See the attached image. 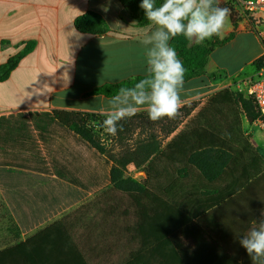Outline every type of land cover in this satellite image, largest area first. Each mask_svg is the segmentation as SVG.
I'll list each match as a JSON object with an SVG mask.
<instances>
[{
  "label": "crops",
  "instance_id": "obj_1",
  "mask_svg": "<svg viewBox=\"0 0 264 264\" xmlns=\"http://www.w3.org/2000/svg\"><path fill=\"white\" fill-rule=\"evenodd\" d=\"M231 2L219 0V6L226 7ZM88 13L100 16L108 32L93 35L77 30L76 19ZM238 17L236 22L229 17L222 38L219 37L228 40L211 53L206 66L207 75L218 72L222 78L211 80L203 75L185 82L182 93L185 104L194 101L198 104L170 135L156 128L162 150L199 114L212 95L255 71L254 63L264 55V46L251 31L250 22ZM150 27L138 23L121 0H0V65L20 52L26 43H35L9 77L0 82V194L11 216L9 223L14 225L16 239L0 251L18 248L8 264H87L80 257L73 236L84 245L103 240V217L98 206L111 185L98 177V162L95 161L94 175H90L84 155V159L75 163L78 174L69 175L68 180L59 179L35 168L44 163L24 150L38 133L36 115L54 111L103 114L112 97L89 95L92 90L145 76L146 54L140 40ZM239 119L245 142L236 138L235 143H229V147L239 150L234 156L228 147L214 146L196 159L201 167L176 159L164 162L160 172L150 179L159 183V190L152 193L160 198L157 210L160 217L175 215L174 225H178V211H183L192 220L146 250L145 264L252 261L239 241L264 220V139L257 142L255 138L258 132L264 133L245 116L239 114ZM57 128L51 142L53 148L77 145L72 135H63L64 131ZM235 130L238 134V129ZM148 131H144V137ZM83 148L87 150L86 145ZM249 167L254 171L251 169L248 180ZM126 176L148 182L146 170L133 163L127 166ZM9 203L24 221L39 224L20 232ZM111 204L112 201L106 202L104 206ZM149 216L151 224L156 215ZM110 220L116 221L113 217ZM199 222L210 227L219 243L202 238L200 230L193 226L201 225ZM106 230L109 232L106 239L112 244L117 242L118 227L111 225ZM29 240L32 243L28 247L19 249L20 244ZM113 258L111 255L91 261L113 264Z\"/></svg>",
  "mask_w": 264,
  "mask_h": 264
},
{
  "label": "trees",
  "instance_id": "obj_2",
  "mask_svg": "<svg viewBox=\"0 0 264 264\" xmlns=\"http://www.w3.org/2000/svg\"><path fill=\"white\" fill-rule=\"evenodd\" d=\"M121 1L126 5L138 23L141 25H151L146 20L144 11L139 7L141 0ZM156 3L159 5L162 3V0H156ZM226 7L231 10V20L236 22L239 17L233 12L232 2ZM75 27L81 32L93 35H103L108 32L105 21L93 13H88L76 19ZM227 40L228 38L220 39L214 36L200 45H191L182 35L173 38L170 44L175 48L178 57L183 61L186 69L185 82L207 75L206 66L209 56L218 46L224 44ZM34 47V42L26 43L20 52L11 56L5 63L0 65V82L5 81L9 77L20 61ZM261 62L262 58L255 61L254 66L258 68ZM207 76L211 80L222 78V75L218 72L208 74ZM143 78L145 76L134 77L117 84H105L92 90L89 95L113 97L118 93L120 88L132 87ZM197 104V101L185 104L175 119L164 117L159 121L153 122L148 118L146 111H141L135 116L121 121L123 131H119L116 135L120 142H124L127 136H132L137 130L141 133L146 131V129L149 131L145 137L138 138L132 145H123L124 147L120 153L116 154L107 150L99 138V132L103 129L101 123L105 119L103 114L54 111L51 114L41 113L36 115L39 118V122L36 125L38 133L35 135L28 149L24 150L32 158H38L42 160L40 163H44L40 164V166H35V168L41 170L40 172L55 174L59 179L68 180L69 175L74 176L78 174L79 167L75 163H78L79 159H84L85 155L88 161L89 174L94 175L96 161L98 162V177L101 176L104 184L108 183L111 185V189L99 200L100 206H98V212L103 217V240H96L93 245H84L79 238L73 236L74 245L82 260L86 261L87 264H92V259H107L111 255H114L113 264H145L143 259L146 250L158 244L176 230L186 226L192 220L183 211H178V225H174L175 215H165L164 218L163 216L160 217L157 211L160 207V198L152 193L159 190V183L150 182V179L160 172L164 162H172L176 159L184 163H194L198 167H201L196 162V159L200 155H204L210 151L214 146L220 148H223V146L225 148L228 147V150L234 156L239 150L232 149L231 146L229 147V143H235L236 138L245 142L241 138L239 114L245 116L248 122L255 121L259 116L255 103L251 98L245 97L242 93L232 88L221 89L209 98L199 114L162 150V141L155 132L156 128L160 129L165 135H170L182 122V118H186ZM211 114L213 115L210 116ZM215 114L217 116H214ZM57 127L64 131L63 135H72L77 145H61L53 148L51 142L55 136L54 131L58 129ZM235 128L238 129V134ZM85 145L87 146V150L83 148ZM48 162L49 164H47ZM147 162L148 166L144 168V164ZM131 163L135 164L138 169L146 170L148 175L147 183L139 182L132 177L126 176L127 166ZM99 165H101V168H99ZM251 169L254 171V168L249 167L248 180L251 178ZM258 172H260L259 159ZM73 182H76V180H73ZM237 188H233V191ZM81 196H83V193L74 198V200ZM110 201H112L111 205L104 206L106 202ZM9 206L19 223L20 232L29 230V228L34 226L33 224H39V221L38 223L37 221L35 223L24 221L22 216L14 209V206L10 203ZM151 213H155L156 216L150 224L148 221L151 219L149 216ZM110 217H113L116 221L119 220L121 223L117 225V222L115 220L112 222ZM130 223L131 225H129ZM199 223L201 225L193 226L200 230L202 238H208L215 243H219L218 237L216 238L213 235L214 233H212L210 227L202 225L203 222ZM63 225L67 227L65 220H63ZM111 225L114 228L118 227L115 233L117 242L113 244L106 239V235L109 233L106 228L109 229ZM31 243L32 241L29 240L27 244H20L19 247L21 248L19 249H25ZM17 250L16 246L1 250L0 264H8L9 258L17 254ZM220 250L225 253L223 248L220 247ZM116 259H118L117 263H115ZM238 264H253V261L244 260ZM256 264H261V262L259 261Z\"/></svg>",
  "mask_w": 264,
  "mask_h": 264
},
{
  "label": "clouds",
  "instance_id": "obj_3",
  "mask_svg": "<svg viewBox=\"0 0 264 264\" xmlns=\"http://www.w3.org/2000/svg\"><path fill=\"white\" fill-rule=\"evenodd\" d=\"M139 7L151 27L140 44L146 54V75L132 87L120 88L103 109L101 127L110 136L123 131L121 121L146 111L148 118L175 119L185 105L182 93L186 69L170 41L184 36L190 44L200 45L214 36L221 37L231 10L220 7L219 0H141ZM256 264H264V220L239 241Z\"/></svg>",
  "mask_w": 264,
  "mask_h": 264
},
{
  "label": "built area",
  "instance_id": "obj_4",
  "mask_svg": "<svg viewBox=\"0 0 264 264\" xmlns=\"http://www.w3.org/2000/svg\"><path fill=\"white\" fill-rule=\"evenodd\" d=\"M233 12L246 18L264 46V0H232ZM254 72L244 75L231 86L245 97L251 98L259 114L253 125L264 133V55Z\"/></svg>",
  "mask_w": 264,
  "mask_h": 264
},
{
  "label": "rangeland",
  "instance_id": "obj_5",
  "mask_svg": "<svg viewBox=\"0 0 264 264\" xmlns=\"http://www.w3.org/2000/svg\"><path fill=\"white\" fill-rule=\"evenodd\" d=\"M233 90L237 91L236 86H231ZM238 92V91H237ZM248 121V120H247ZM252 126L253 122H249ZM256 127V126H254ZM257 133V131H255ZM258 137L256 136L257 142H262L264 139V135L260 132H258ZM144 132H140L137 130L135 134L132 136H127V139L124 142H120L117 139V136H110L108 135L104 129H101L99 132V138L101 140V143L105 146L107 150H110L112 153H120V151L123 149V145H132L134 141H136L138 138L143 137ZM122 143V144H121ZM11 220V216L9 215V212L7 210V207L4 203V200L2 199V196L0 194V249L7 247L9 245H12L15 242V229L14 225H11L9 221Z\"/></svg>",
  "mask_w": 264,
  "mask_h": 264
}]
</instances>
